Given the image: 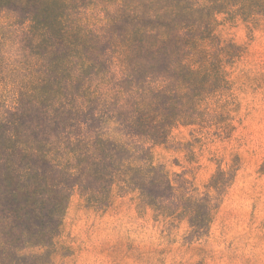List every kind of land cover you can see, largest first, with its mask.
I'll return each mask as SVG.
<instances>
[{"label":"rangeland","instance_id":"1","mask_svg":"<svg viewBox=\"0 0 264 264\" xmlns=\"http://www.w3.org/2000/svg\"><path fill=\"white\" fill-rule=\"evenodd\" d=\"M33 13L0 10V264H264V0ZM209 38L205 55L175 44ZM181 60L214 88H177ZM159 91L198 105L153 147ZM152 166L174 191L152 188ZM210 198L197 236L184 208Z\"/></svg>","mask_w":264,"mask_h":264},{"label":"trees","instance_id":"2","mask_svg":"<svg viewBox=\"0 0 264 264\" xmlns=\"http://www.w3.org/2000/svg\"><path fill=\"white\" fill-rule=\"evenodd\" d=\"M60 0H0V10L9 9L11 7H18L25 12H34V16L41 17L47 8H54ZM169 39H162L161 42H168ZM176 46H183L185 49L194 50L197 52L198 47L202 46V49L199 55L207 54V47H211L212 39H204V41L194 42L189 40H175ZM180 69L184 71L186 74L183 77L177 79V88H185L188 87L192 89L195 94L194 96H202L203 93H207L208 90L213 89L214 87L210 85L212 80L209 75H206V72L203 71L204 67L200 69H194L189 63L186 61H182L179 63ZM167 95V96H166ZM169 95V96H168ZM171 94L163 91H159L156 95V98L152 104V146H162L165 145L172 129L175 127L189 126L194 125V121L191 115L187 114L184 110H191L192 108H196L198 102L192 101L188 99L183 103L177 104L173 99H171ZM160 101L163 103H160ZM161 106H163V111H168V113L161 112ZM157 169V171H156ZM155 174L161 176V179H155ZM215 184V183H214ZM114 183H112V186ZM162 187L165 190L174 191V186L169 177V174L164 171V169H158L152 166V188ZM209 188H214L216 191L220 187L217 185L211 184ZM135 190H140L141 195L144 198L152 199V207H157L158 201L164 198L163 195H158L152 191V195L148 193V191L142 189L141 187H136ZM193 199V197H190ZM196 201V200H195ZM212 202L213 198H210L209 202H207V214L199 215V211L197 212V207H189L184 208V213L188 216L195 224H192L194 228L193 232L195 235L202 236L205 234L204 231L199 230L205 226V224L210 225L212 222Z\"/></svg>","mask_w":264,"mask_h":264}]
</instances>
